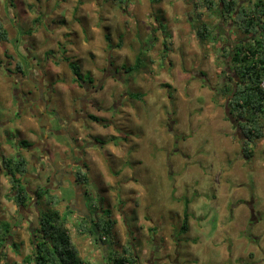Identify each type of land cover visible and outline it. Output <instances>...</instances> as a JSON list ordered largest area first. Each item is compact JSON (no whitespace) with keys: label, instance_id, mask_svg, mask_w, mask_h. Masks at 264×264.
<instances>
[{"label":"rangeland","instance_id":"obj_1","mask_svg":"<svg viewBox=\"0 0 264 264\" xmlns=\"http://www.w3.org/2000/svg\"><path fill=\"white\" fill-rule=\"evenodd\" d=\"M156 1L130 0L123 5L108 0H0V13L6 7L16 16L17 26L26 30L40 6L41 13L49 15L43 21L48 19L52 28L47 31L40 23L34 31L38 48L57 52L60 44L65 45V55L79 61L83 71L100 74L109 54L116 64L127 63L125 84L108 78L97 95L110 107L123 91L126 94L125 105L114 118L111 111L100 112L114 119L117 129L93 124L104 138L113 135L118 142L90 150L93 173L87 170L88 191L95 200L107 198L117 219L116 238L120 244H134L140 264H264V139L252 159L242 156L239 133L227 120L224 99L216 92L227 77L228 58L217 57L218 45L198 42L191 0ZM207 20L218 31L228 29L218 16ZM228 33L220 35L221 43ZM48 38L53 42L47 43ZM109 44L114 46L111 51ZM67 59H58L57 66L49 64L60 77L70 78ZM36 62L43 63L38 57ZM14 82L0 67V156L14 155L19 141L36 140L40 132L38 120L30 114L15 116L22 84ZM65 84L58 83L63 104L70 95ZM55 100L52 105L58 110ZM53 120L57 139L72 145L69 135L60 131L65 120ZM49 142L54 144L52 135ZM51 157L56 160L58 155ZM61 186L57 191L72 198V184ZM10 191L2 171L0 221L12 228L10 241L0 248L7 256L2 264H19L33 251L30 226L38 225L39 209H31L32 223L24 220ZM187 202L189 228L180 234ZM66 205L67 201L64 209ZM11 241L17 242L18 250ZM77 243L83 257L102 264L101 250L91 237L82 235ZM165 253L170 258H162Z\"/></svg>","mask_w":264,"mask_h":264},{"label":"trees","instance_id":"obj_2","mask_svg":"<svg viewBox=\"0 0 264 264\" xmlns=\"http://www.w3.org/2000/svg\"><path fill=\"white\" fill-rule=\"evenodd\" d=\"M108 1L114 4H130V0ZM191 2L194 11L192 19L198 42L202 45H218L217 57L228 58V66L224 72L227 73V77L223 78L224 81L220 83L216 92L224 99L227 120L232 121L240 131L241 154L246 160H250L254 157L255 148L264 139V0H191ZM216 16L228 25V29L218 31L215 25L207 20V17ZM232 32L234 38L230 40ZM227 33L226 42L223 44L219 41L220 35ZM105 37L108 41L111 40L108 33ZM0 38L4 41L9 39L8 32L1 24ZM143 43L140 45L141 51H143ZM121 46L122 44H119V47ZM109 47L114 46L109 44ZM64 55L65 52L60 51L59 57ZM164 56L166 57V54ZM67 60L71 73L75 75L73 81L79 80L82 77L79 63L69 58ZM17 68L23 71L26 67L19 62ZM168 87L171 85L168 84ZM173 93L174 90L170 89L169 98H174ZM129 137L124 136L122 139L128 141ZM116 138H110L109 141L118 142ZM2 167L11 186L9 196L18 212L30 202L31 192L40 199L37 202L39 223L37 226H30L33 251L26 254L19 264H99L95 258L83 257L77 243L80 236L87 235L101 250L98 233L103 244L108 246V257L101 250L102 264H140L134 244L131 241L124 244L118 242L114 209L104 206L103 199L100 206L94 198L89 199L90 208L94 204L93 209L97 211L90 221L76 211L71 199L66 198L54 187L37 186L32 189L31 186H27L25 177L29 172V160L22 152L8 157L3 156ZM79 172L82 174V177H78L80 183H89L88 173L82 169H79ZM66 201L67 205L64 209L62 205ZM188 203L183 208L180 234H186L189 228ZM41 204H44L45 209L40 207ZM11 230L8 222L0 221L1 249L10 241ZM11 245L16 250L19 249L17 242L11 241ZM6 258L5 251L0 250V264L4 263ZM5 264L9 263L5 262Z\"/></svg>","mask_w":264,"mask_h":264},{"label":"flooded vegetation","instance_id":"obj_3","mask_svg":"<svg viewBox=\"0 0 264 264\" xmlns=\"http://www.w3.org/2000/svg\"><path fill=\"white\" fill-rule=\"evenodd\" d=\"M40 10V6H37L35 9L37 16L33 20L32 26H28L26 30L20 29L17 26L16 16L12 11L6 9V7L4 8V12L2 14L0 13V24L8 32L9 36V39L6 41L0 38V44L2 45L0 67H2L8 75L13 76L14 83L19 82L22 84V96L16 101L15 116L21 118L24 114H30L38 120V128L40 129L36 140L30 142L19 141L17 144L18 150L14 155L22 152L29 160V172L25 177L27 186H36L35 188H37V186H48L49 188L54 187L55 190H58L64 187L61 186L62 183L66 182L72 184L74 194L72 198L69 197V200L71 199L76 211L80 215L91 221L92 217L97 213V211L93 209L94 204L92 208H90L89 203V199L94 197L89 194V183L81 184L78 180V177H82L79 169L87 173L88 171H92L93 173V168L90 164L92 158L90 150L93 148L103 149L110 142L115 141L109 140L116 136L112 135L110 138H104L95 128L96 126L101 128H107L111 125L115 126L116 123L114 119L107 118L100 114V112L110 113L111 111V117L113 116L114 118V116L119 113L120 108L125 105V91L120 95V98L115 99V102H113L110 107H105V103L100 101L97 95L104 88L108 78H113L116 81L120 80L122 85L125 84L123 74L126 70L123 69V64H116L112 59V55L109 54L107 64L100 74H95L92 70L83 71L81 68L82 77L77 81H73L75 75L73 76L72 73H70V78L65 76L60 77V75L57 74L58 72L54 73L49 64L52 63L54 66L60 64L58 61V59H61L59 57L60 51H64L65 54L68 51L67 47L63 44H58L57 52L52 49V51L47 49L40 51L37 40H33L32 38L35 34L34 31L39 30L40 23H42L43 29L47 31L52 28L48 23V19H46L45 22L43 21L44 17H48L49 15L41 13ZM11 30L15 31L14 36H11ZM16 39L17 41H15ZM49 42H53V40L48 38L47 43ZM111 49H113V47L110 48V51ZM34 54H36V56H34ZM37 57L40 58L43 63L39 64L36 62ZM56 57L58 59H56ZM64 57H68L69 60H72L70 56L64 55ZM19 62H22V65L26 67L23 71L17 68ZM76 62L79 63V61ZM85 74L86 80L84 79ZM59 82L66 83L65 85L68 86L66 90H68V92L70 91L69 101L64 104L60 102ZM79 90H81V92H79ZM53 98L56 99L55 101L59 104L60 109H54L52 105ZM93 109L96 112H93ZM53 118L55 120H65V122L62 121L64 129H60V131L69 135L72 140V145L68 140L64 144L57 139L56 135L59 130H53L51 127V120L54 121ZM233 125L239 133L240 131L237 126L235 124ZM43 128L45 129L44 133L41 131ZM115 129H117L116 126ZM16 134H18V132H16ZM51 135L53 136L54 144L49 142ZM22 143L25 144L22 145ZM51 148H56V151L51 150ZM51 154H57L58 158L56 160L53 159ZM3 156H8H0V172L3 171L5 173V169L2 167ZM30 194V202L26 207L21 208L19 212V216L28 221L31 220V209L33 207L39 209L37 202L40 201L35 193L31 192ZM63 194L64 192H62V195ZM95 198V202L100 206L101 199L97 200L98 198ZM102 199V204L105 202L106 207H108L107 198L103 197ZM83 203L86 207H83ZM119 207L120 206H118V208ZM251 210L253 211L252 207ZM30 222L32 223V221ZM181 240L182 238H180L179 241ZM154 253L155 250L152 252V255H154ZM163 256L165 258H170L169 253H165L161 257L163 258ZM157 259H159V257Z\"/></svg>","mask_w":264,"mask_h":264},{"label":"water","instance_id":"obj_4","mask_svg":"<svg viewBox=\"0 0 264 264\" xmlns=\"http://www.w3.org/2000/svg\"><path fill=\"white\" fill-rule=\"evenodd\" d=\"M71 140V139H70ZM72 142V140H71ZM83 207H86L85 204L83 203ZM97 238H98V242H99V246L101 248V250L104 252L105 256L108 257V246L103 244L102 238L100 237V234H97Z\"/></svg>","mask_w":264,"mask_h":264},{"label":"crops","instance_id":"obj_5","mask_svg":"<svg viewBox=\"0 0 264 264\" xmlns=\"http://www.w3.org/2000/svg\"><path fill=\"white\" fill-rule=\"evenodd\" d=\"M94 191V190H93ZM104 205V204H103ZM109 206V205H108ZM111 207V206H110Z\"/></svg>","mask_w":264,"mask_h":264},{"label":"bare ground","instance_id":"obj_6","mask_svg":"<svg viewBox=\"0 0 264 264\" xmlns=\"http://www.w3.org/2000/svg\"><path fill=\"white\" fill-rule=\"evenodd\" d=\"M137 255V254H136Z\"/></svg>","mask_w":264,"mask_h":264}]
</instances>
